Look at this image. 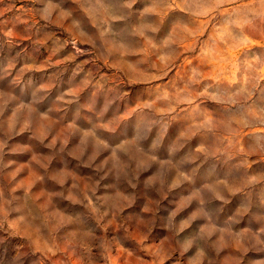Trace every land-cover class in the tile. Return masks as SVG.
Instances as JSON below:
<instances>
[{"label": "clouds", "instance_id": "clouds-1", "mask_svg": "<svg viewBox=\"0 0 264 264\" xmlns=\"http://www.w3.org/2000/svg\"><path fill=\"white\" fill-rule=\"evenodd\" d=\"M0 264H264V0H0Z\"/></svg>", "mask_w": 264, "mask_h": 264}]
</instances>
